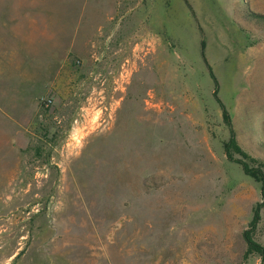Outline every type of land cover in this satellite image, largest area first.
<instances>
[{
  "label": "rangeland",
  "instance_id": "374dc122",
  "mask_svg": "<svg viewBox=\"0 0 264 264\" xmlns=\"http://www.w3.org/2000/svg\"><path fill=\"white\" fill-rule=\"evenodd\" d=\"M59 2L0 0V264H262L243 236L262 184L224 152L201 42L263 163L264 0H168L153 22Z\"/></svg>",
  "mask_w": 264,
  "mask_h": 264
},
{
  "label": "crops",
  "instance_id": "0c3cea01",
  "mask_svg": "<svg viewBox=\"0 0 264 264\" xmlns=\"http://www.w3.org/2000/svg\"><path fill=\"white\" fill-rule=\"evenodd\" d=\"M53 3L56 4L57 2ZM60 4L77 6V15L79 17H77L76 20L78 21L96 19L110 22L114 21L116 18L122 21H129L135 16V19L140 22H146L148 20L153 22L154 20H158L157 15L160 12V6L163 7L164 10L162 12L164 14L169 13L167 9L168 0H62ZM92 15L100 17L92 18L90 17ZM167 54L170 55L171 53L167 52ZM140 57V64L144 62L147 63V61H144L145 57H143L141 53ZM158 63L159 57L157 56L155 58V55L152 54L150 65H158ZM45 66H49V70H45ZM55 66L56 65H41L34 74L30 73L28 76L30 78H35L36 82L40 84H50L54 81L57 71L59 70V65ZM22 76L25 77L27 75L23 73Z\"/></svg>",
  "mask_w": 264,
  "mask_h": 264
},
{
  "label": "trees",
  "instance_id": "16d2710c",
  "mask_svg": "<svg viewBox=\"0 0 264 264\" xmlns=\"http://www.w3.org/2000/svg\"><path fill=\"white\" fill-rule=\"evenodd\" d=\"M201 55L204 61L206 62L210 77L214 82L213 96L222 109L224 120L228 125L230 131V137L228 141L224 143V152L229 160L237 162L242 166L245 174L251 176L262 184L261 198L254 208L253 216L248 224V227L243 231V236L247 244V248L244 253V258L247 259L250 255L257 254L261 258L262 264H264V245L257 241L254 236L255 231L258 228V225L262 219L261 211L264 208V162H260L257 165H253L251 161H254V159L247 152H245L239 144L237 133L233 125L232 116L226 104L223 102L219 95V80L206 57L205 40H202L201 42ZM236 154H239L240 156L237 157Z\"/></svg>",
  "mask_w": 264,
  "mask_h": 264
}]
</instances>
